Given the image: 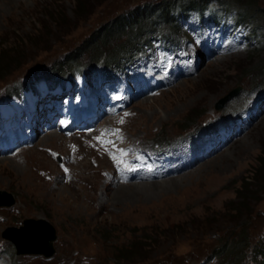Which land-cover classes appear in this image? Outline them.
Segmentation results:
<instances>
[{
  "label": "rangeland",
  "instance_id": "1",
  "mask_svg": "<svg viewBox=\"0 0 264 264\" xmlns=\"http://www.w3.org/2000/svg\"><path fill=\"white\" fill-rule=\"evenodd\" d=\"M172 1L180 2L174 12L181 18L188 19L183 16L188 11L202 20L200 9L189 7L200 0H0L1 49L6 53L17 43L20 63L0 80V96L40 72L91 63L98 52L92 44L119 17ZM217 1H209L207 16L227 10ZM228 8L218 24L207 19L199 25L196 16L181 20V48L165 52L152 44L125 71L123 82L116 77L98 88L103 77L97 76L83 100H75L96 118L94 128L92 119L87 121L84 134L58 126L29 140L30 119L17 111L10 115L17 120L8 129L16 147L0 155V192L14 204L0 208V264H118V245L152 231L158 241L144 252L145 264H264V194L252 205L250 218L230 211L264 145V0L254 10ZM239 14L244 17L239 25L251 24L238 29ZM173 27L161 23L156 31L167 30L172 48L179 36ZM127 37L111 35L98 64L122 52ZM69 100L74 103L73 97L67 99L62 111ZM100 100L104 107L98 108ZM41 103L35 102L31 118L40 119L34 114ZM253 103L261 110L257 117L246 115ZM209 130L212 135L205 138L202 132ZM101 133L111 143L99 144ZM3 143L8 146L7 140ZM120 150L126 153L123 164L111 158ZM26 219L53 227L51 257L16 248L6 237L12 234L19 241L23 232L15 236L11 229L22 228ZM202 220L208 221L206 233L189 225ZM247 221L249 249L260 247L259 255L245 251L242 258H213L219 243Z\"/></svg>",
  "mask_w": 264,
  "mask_h": 264
},
{
  "label": "trees",
  "instance_id": "2",
  "mask_svg": "<svg viewBox=\"0 0 264 264\" xmlns=\"http://www.w3.org/2000/svg\"><path fill=\"white\" fill-rule=\"evenodd\" d=\"M209 1L210 0H200L198 2L192 1V5L190 4L189 7H193L196 9L198 8L203 11L206 9ZM257 1L258 0H218L217 2L226 9H229V6L237 5L240 7H246L247 9L249 8L250 10H254L256 9ZM179 4L180 2L172 1L170 3L168 2L162 5L158 9L151 12L146 8H142L137 12H128L124 14L116 20L114 25L106 29V31H104L102 35L98 36V38L94 41L92 47L96 49V52H98L91 63L85 65H77L69 70H64L63 67L60 69H57V67H55L50 71L45 72L44 74L42 73L43 75L41 76H55L56 74L68 75L72 72L73 69H84V67L94 66L100 61L101 58L105 59V56L101 54V50L103 49V47L108 45V40L114 33H118L120 36L122 34H128L127 43L122 46V52H118L115 56H109L107 61L104 62H106L107 64L120 66L119 60L123 59V57L124 59L132 58V55L135 54V52L141 50L143 44L149 42L153 33L157 31V29H159V27L161 26V23H166L173 31V25L175 24L173 13L175 7ZM166 14L171 16L170 20H166ZM238 16L239 21L241 19H244L242 14H239ZM155 19L156 21H154ZM244 23L251 24L249 20L244 21ZM147 24L149 25L147 26ZM2 46L4 45L0 44V80L9 76L11 74V70L17 68L20 64L18 62L19 60L17 52H15V49L18 47L17 43L13 42L9 47H5L6 49H4V51H6V53H4L3 49H1ZM8 93L9 91L6 92V94ZM262 147L263 148L261 149L260 155L257 160L256 170L254 171V173H252V175L247 176L242 180L240 187L236 191V199L238 201L236 203V207L230 209V211L234 212L235 215L244 216L245 220L246 218H250L252 216V205L257 204L260 195L264 194V145ZM248 224L249 221H247L244 226H239L238 230H236L237 233H233L230 239L226 238L225 240L220 242L216 250L213 252V258L216 259L220 256H235L236 254H238L236 255V257L242 258L243 255L245 257V251H251V253H253V256L259 255L258 252L262 250L260 247L249 249L250 236L247 232ZM183 225L186 226L187 224ZM189 225L197 227V229L201 230L202 233H206L208 229V221L204 220L191 222L189 223ZM146 241L148 243H146ZM157 241L158 235H155L153 231L148 235H141L136 238L132 237V240L130 239L117 246L118 249L117 251H115V254L117 256L116 262L118 264H145L146 258L144 252L147 249H151V247H154L155 242ZM226 264H232V261L227 260Z\"/></svg>",
  "mask_w": 264,
  "mask_h": 264
},
{
  "label": "water",
  "instance_id": "3",
  "mask_svg": "<svg viewBox=\"0 0 264 264\" xmlns=\"http://www.w3.org/2000/svg\"><path fill=\"white\" fill-rule=\"evenodd\" d=\"M238 93V89L237 90H234L231 94H229L227 97H225L224 99H222L220 101V104L218 105L217 109H221L232 97L236 96ZM7 196V197H6ZM14 204V201L12 199V197L10 195H6L5 192H0V208L2 207H6V208H9L11 207L12 205ZM23 227L26 226L27 224L29 223H32V226H35L36 228L38 224H43L45 226V228L47 229L48 233H49V238H48V242H47V246H46V251H42V252H38V251H32L31 253L32 254H36V255H42L44 256L45 258H49L52 256L53 254V247H52V243L55 241V231L53 229V227L46 221L42 220V219H26L23 221ZM22 228H19L18 230L17 229H11V231L13 232L14 231H19L20 229ZM34 228V229H36ZM44 228V229H45ZM12 234H10V238L12 240H15V241H18L14 236H11ZM7 237V236H6ZM14 238V239H13ZM11 240V241H12ZM13 242V241H12ZM14 243V242H13ZM18 243V242H17ZM19 244V243H18ZM14 245L16 246V244L14 243ZM17 248V246H16ZM20 248V247H19ZM17 254H21L20 253V250L17 252Z\"/></svg>",
  "mask_w": 264,
  "mask_h": 264
},
{
  "label": "bare ground",
  "instance_id": "4",
  "mask_svg": "<svg viewBox=\"0 0 264 264\" xmlns=\"http://www.w3.org/2000/svg\"><path fill=\"white\" fill-rule=\"evenodd\" d=\"M49 134L50 133H48L47 135H49ZM37 227L38 228H36L35 226H32V223H29L26 226H24V228L20 229L19 231L13 230V233L15 236H17L19 233L23 232L21 235L18 236L19 241L12 240L11 239L12 237L11 238L9 237L10 235H7V238L12 240L16 244L17 248H19V246H22L26 250H32V251L35 250L38 252L46 251L49 233L43 224H38ZM34 228H36V229H34ZM11 236H13V235H11ZM47 248H48V246H47Z\"/></svg>",
  "mask_w": 264,
  "mask_h": 264
},
{
  "label": "snow or ice",
  "instance_id": "5",
  "mask_svg": "<svg viewBox=\"0 0 264 264\" xmlns=\"http://www.w3.org/2000/svg\"><path fill=\"white\" fill-rule=\"evenodd\" d=\"M127 115V114H126ZM120 123H123V120L120 121ZM114 135H117L119 136V133L118 132H115L113 133ZM105 133H101V136L100 137H97V142L99 144H101L102 146H104L105 144H108V143H111V141H105L103 139ZM126 155L125 152H123L122 150H120V155L119 157L113 155L111 158L114 160V162H116L117 164H123V157Z\"/></svg>",
  "mask_w": 264,
  "mask_h": 264
}]
</instances>
